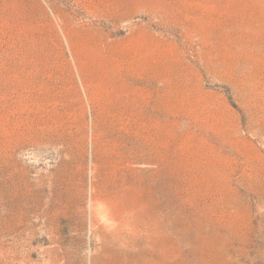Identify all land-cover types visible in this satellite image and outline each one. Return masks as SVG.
<instances>
[{
	"label": "rangeland",
	"instance_id": "1",
	"mask_svg": "<svg viewBox=\"0 0 264 264\" xmlns=\"http://www.w3.org/2000/svg\"><path fill=\"white\" fill-rule=\"evenodd\" d=\"M0 264H264V0H0Z\"/></svg>",
	"mask_w": 264,
	"mask_h": 264
},
{
	"label": "snow or ice",
	"instance_id": "2",
	"mask_svg": "<svg viewBox=\"0 0 264 264\" xmlns=\"http://www.w3.org/2000/svg\"><path fill=\"white\" fill-rule=\"evenodd\" d=\"M98 208L101 212V215H100V219L101 221L105 222V223H108V220H107V208H106V205L103 203V202H100L98 204Z\"/></svg>",
	"mask_w": 264,
	"mask_h": 264
},
{
	"label": "clouds",
	"instance_id": "3",
	"mask_svg": "<svg viewBox=\"0 0 264 264\" xmlns=\"http://www.w3.org/2000/svg\"><path fill=\"white\" fill-rule=\"evenodd\" d=\"M99 219V218H98ZM100 223H103V221L100 220Z\"/></svg>",
	"mask_w": 264,
	"mask_h": 264
}]
</instances>
